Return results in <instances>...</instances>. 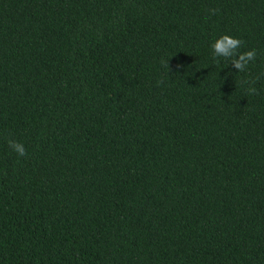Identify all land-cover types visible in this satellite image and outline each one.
Wrapping results in <instances>:
<instances>
[{
    "label": "trees",
    "instance_id": "1",
    "mask_svg": "<svg viewBox=\"0 0 264 264\" xmlns=\"http://www.w3.org/2000/svg\"><path fill=\"white\" fill-rule=\"evenodd\" d=\"M0 264H264V0H0Z\"/></svg>",
    "mask_w": 264,
    "mask_h": 264
},
{
    "label": "clouds",
    "instance_id": "2",
    "mask_svg": "<svg viewBox=\"0 0 264 264\" xmlns=\"http://www.w3.org/2000/svg\"><path fill=\"white\" fill-rule=\"evenodd\" d=\"M215 13V10H213V14ZM243 44V41L237 38H233L229 35H222L219 37L213 44H212V50L214 57L217 58H224L225 60H230L231 65L239 72H243L249 62L253 61L256 57L255 50H251L245 53L238 52V49ZM162 66L168 69L170 72V65L168 61H163ZM180 67L179 65L177 66ZM249 94H253L256 92L255 88H250ZM9 146L13 148V150L19 155V156H25L26 150L24 149L23 145L15 142V141H9Z\"/></svg>",
    "mask_w": 264,
    "mask_h": 264
}]
</instances>
